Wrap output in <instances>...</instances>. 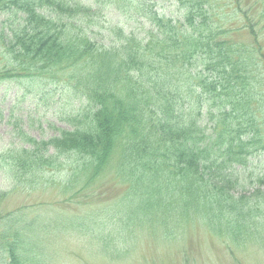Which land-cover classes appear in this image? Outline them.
<instances>
[{
	"label": "trees",
	"instance_id": "obj_1",
	"mask_svg": "<svg viewBox=\"0 0 264 264\" xmlns=\"http://www.w3.org/2000/svg\"><path fill=\"white\" fill-rule=\"evenodd\" d=\"M83 1L0 0V45L13 63L0 84L65 80L86 103L62 136L21 132L30 147L15 144L2 167L15 183L36 186L58 155L73 154L62 204L94 202L107 173L124 191L98 195L75 218L27 214L26 204L0 209V264H60L69 248L58 236L70 229L110 259L135 252L144 235L174 241L195 224L235 255L236 246H262L264 0H126L145 34L110 29L118 33L110 45L91 37L97 10Z\"/></svg>",
	"mask_w": 264,
	"mask_h": 264
},
{
	"label": "rangeland",
	"instance_id": "obj_2",
	"mask_svg": "<svg viewBox=\"0 0 264 264\" xmlns=\"http://www.w3.org/2000/svg\"><path fill=\"white\" fill-rule=\"evenodd\" d=\"M86 5H93L97 10L96 23L92 29L91 37L105 45L112 44L118 38V33L110 34V29L124 28L126 33L131 31L144 35L146 26L132 11L127 9L126 0H84ZM164 3V5H162ZM161 9L167 14L178 17L180 9L173 2L160 1ZM125 7V9H124ZM4 16H0V29ZM99 24V25H98ZM144 26V29H143ZM8 32V29L5 28ZM0 70L12 68L13 63L3 45H0ZM84 103L78 93L65 81L34 80L29 77H19L14 81L0 84V209L3 212L23 208L29 214L36 212L46 217L57 214L80 217L90 213V209L104 195L108 199L118 197L124 188L111 180L110 173L101 177L94 202L88 198L75 199V203L62 204L64 199L63 188L73 162L74 155L61 154L53 170H45L39 177L41 183L33 186L32 182L15 183L3 169L1 160L15 144L25 147L30 145L22 140L20 134L24 132L25 138L48 140L53 136L61 135L64 130L74 128L69 120L70 115L85 109ZM18 119V120H17ZM18 122L20 130L16 133L13 123ZM56 147L48 146L44 151L48 156ZM58 152V151H57ZM257 169L264 168V156L256 160ZM109 171V170H108ZM107 171V172H108ZM251 182L246 178V183ZM254 185H247L251 188ZM87 203H86V201ZM83 201V203H82ZM98 201V202H97ZM1 212V211H0ZM23 212V210H22ZM264 237V234H263ZM61 247L69 250L59 255L60 264H264V239L262 246L251 243L248 246H236L235 255L225 240L211 233L206 225L195 224L174 241L159 242L155 237H140L139 248L127 256H118L110 259L104 254L94 252L92 247L81 233L70 229L58 236ZM96 249V248H95Z\"/></svg>",
	"mask_w": 264,
	"mask_h": 264
}]
</instances>
